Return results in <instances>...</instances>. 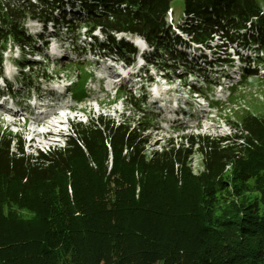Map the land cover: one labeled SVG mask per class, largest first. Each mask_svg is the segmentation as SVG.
Returning <instances> with one entry per match:
<instances>
[{
    "label": "trees",
    "instance_id": "trees-1",
    "mask_svg": "<svg viewBox=\"0 0 264 264\" xmlns=\"http://www.w3.org/2000/svg\"><path fill=\"white\" fill-rule=\"evenodd\" d=\"M176 1L0 0V69L3 52L9 45L37 53L32 49V37L24 29L28 21L44 26L66 23L72 31L84 26L94 44L97 38L93 34L98 31L104 38L97 44L100 51L108 54L118 51L127 57H134L136 48L117 35L138 36L154 51H164L173 57L175 64L176 60L181 61L192 74L200 73L201 69L196 71L184 51L193 45L211 51L216 37L221 39L222 52L224 46L236 43L264 50V0H181L186 23L178 29L187 40L175 35L168 24V13L173 11ZM67 8L80 10L81 14L69 15L71 21H67ZM79 32L78 27L73 31L77 37ZM47 38L37 36L45 46ZM219 62L230 64L226 59ZM24 67L20 65V69ZM246 74L256 76L257 71L247 67ZM194 91L200 93L196 87ZM129 94V104L141 110L144 102ZM71 129L64 146L48 152L38 150L36 155L26 153L21 138L0 131V198L13 191L10 186H15L19 194L49 199L48 187L57 181H71L78 172L77 161H92L98 165L99 174H104L99 160L103 154L104 158H113L114 168L124 165L143 177L163 175L174 186L183 177V188H201V201L190 214L185 207H178L177 221L160 230L142 227L135 224L136 219L127 218L118 227L109 229L100 215H109L110 209L95 208L82 223L75 226L61 223L51 232L47 220L51 221L52 215L43 220L38 214L44 212V205H37L41 207L36 218L14 214V223L9 217L0 220V264H264V200L236 197L229 201L220 197L225 190L235 194V188L231 191L225 188L229 172L237 171L235 176L241 184L252 180L263 184L254 170L243 171L239 167L253 157L262 158L264 115L245 114L233 126L231 135L213 138L189 135L181 144L167 141L150 155L146 125L132 127L127 121L115 123L99 115L86 123H74ZM196 152L203 158V172L199 175H193L189 169V161ZM111 182L116 188L123 187L117 180ZM89 199L95 206L94 199ZM107 204L106 195L97 203L99 208Z\"/></svg>",
    "mask_w": 264,
    "mask_h": 264
},
{
    "label": "rangeland",
    "instance_id": "rangeland-1",
    "mask_svg": "<svg viewBox=\"0 0 264 264\" xmlns=\"http://www.w3.org/2000/svg\"><path fill=\"white\" fill-rule=\"evenodd\" d=\"M70 11L71 9L65 10L67 21H71L69 15L76 16ZM167 20L174 34L187 40V36L178 29L179 25L186 23L181 0L174 3L173 11L168 13ZM77 27L80 31L79 37L73 33ZM77 27L72 31L67 28L66 23L59 26L48 23L44 26L36 21H28L24 29L27 35L32 37V49H36L37 53L32 54L30 48L22 50L11 45L3 52L0 96L10 95V90L13 89L9 87L17 86V83L27 87L25 90L19 89L20 93L15 97L14 103L21 104V108L26 107L28 114L21 112L12 116L0 110V131L5 135L21 138L26 153L30 155L38 154V150L48 152L50 149L64 146L66 137L72 133V124L86 123L90 118L99 115L106 116L115 123L127 121L132 127L146 125L148 155L159 150L169 140L181 144L185 141L184 137L189 135H210L212 138L231 135L233 126L241 122L245 114L264 115V50L251 47L252 56L245 58L250 61L249 66L258 71L256 76L246 74V64L240 67L236 64L230 74L244 69V75L237 79L227 78L229 65L225 68L222 62L216 61L215 64V59H218L216 54L207 64H202L199 59L197 61L200 65L193 64L196 71L201 69V77H198L196 74H190L189 67H184L181 61L176 60L175 64L173 57L167 56L166 52L158 53L149 46L144 51V60L139 58L144 44L138 40V44L142 46L138 50L136 42L132 41L134 38L130 35H117V38L124 37L126 42L136 48L138 53L135 58L127 57L118 51L103 53L97 47V44L104 41L101 33L97 31L93 34L97 38V44H94V39L86 34V27ZM39 35L46 38L52 36L47 38L48 46L37 40ZM220 43L221 39L214 38V45L218 46ZM228 47L229 52H233L237 43ZM177 49L185 50L184 47ZM23 55H26L24 59ZM137 61L142 64V73L137 83L131 87L117 85L116 74H124L123 66L129 68L131 62L135 63L132 69L137 72ZM30 63L37 66L33 67ZM19 64L25 67L20 69ZM195 86L204 101L198 102L194 98ZM130 92L144 102L140 106L141 110L129 104L127 98ZM55 100L61 102H54ZM186 101L194 102L199 106L198 109L193 105H187L185 109ZM201 104H207V107L200 108ZM34 106L38 109L43 107L38 111H45L42 119H33L31 113ZM70 109L73 111L69 116L71 119L66 121L64 115H68L67 111ZM62 112L63 117L59 115ZM261 156L262 158L253 157L247 160L239 169L254 170L262 178L263 184L254 180L241 184L235 176L237 171L229 172L225 178V188L230 191L235 188V194L225 190L224 195L220 197L229 201L235 200L236 197L264 200V152ZM99 160L103 164L104 174H99L98 165L92 161H77L75 165L78 172L71 181H57L48 187L51 194L49 199L37 194L22 195L15 191V186H10L14 187L13 191L5 192L0 198V220L9 217L11 223H14V214L21 218H36V211L41 207L37 205H44V212L38 215L43 220L45 216L52 215L47 224H50L48 227L51 232H55L61 223L74 226L82 223V219L88 218L89 213L97 208L110 209L109 215H100L101 222L109 229L118 227L123 219L127 218L136 219L135 224L142 227L160 230L165 225L177 221L175 212L178 207H185L190 214L201 201V188H183V177H179L178 185L174 186L169 178L163 175L150 174L143 177L137 171L130 172L124 165L118 164L114 168L112 157L104 158L103 154H100ZM189 169L193 175L203 172V158L199 153L196 152L191 157ZM110 180H117L123 187L116 188ZM105 195L109 204L99 208L98 200ZM89 198L94 199L95 206L90 204Z\"/></svg>",
    "mask_w": 264,
    "mask_h": 264
},
{
    "label": "bare ground",
    "instance_id": "bare-ground-1",
    "mask_svg": "<svg viewBox=\"0 0 264 264\" xmlns=\"http://www.w3.org/2000/svg\"><path fill=\"white\" fill-rule=\"evenodd\" d=\"M251 47H254V46H241V45H237V48L238 49H242L243 51L241 52V53H239L238 55L241 57V58H248L249 59V57H251L252 56V52H251ZM212 54V53H211ZM221 56H225L226 55V52L224 51V52H222L221 54H220ZM212 57L211 56H208V55H205V62H204V64H207V62H210V59H211ZM198 59H200V57H198ZM194 61V60H193ZM123 68H124V66H123ZM118 83L120 84V85H122V84H124V82L123 81H118ZM19 88V87H18ZM18 88H16L17 90H18ZM25 88H27V87H23V90H25ZM16 95H17V93H16ZM16 95H12L10 98H9V100H7V99H5V100H3V104H2V108L1 109H6L7 111H10V112H14V113H19L20 112V107L18 106V105H14L13 107H10V104H11V100L16 96ZM4 98H6V96H0V101L2 100V99H4ZM32 102V101H31ZM25 104V102H23V105ZM38 106V105H37ZM22 107V106H21ZM43 109V107H41L40 109H38L36 106H34V108H33V112L31 113L32 114V117H36V118H34V119H36V120H39L40 118L42 119V117L41 116H43L44 117V113H45V111H44V113H39L38 111H40V110H42ZM22 112H24V113H27L28 114V109L25 107L24 109H22L21 110ZM52 114H56V113H54V112H51ZM35 114V115H34ZM41 123V122H40Z\"/></svg>",
    "mask_w": 264,
    "mask_h": 264
},
{
    "label": "clouds",
    "instance_id": "clouds-1",
    "mask_svg": "<svg viewBox=\"0 0 264 264\" xmlns=\"http://www.w3.org/2000/svg\"><path fill=\"white\" fill-rule=\"evenodd\" d=\"M133 38H136V39H139V40H142L143 42H146L144 39H142L141 37H138V36H132ZM146 44V43H145ZM194 46V47H193ZM192 47H193V49H195L196 50V46L195 45H193ZM192 49V48H191ZM191 49H188V50H191ZM214 52H215V54H217L218 56H217V58L219 59V56H221L220 54H221V51H220V49H217V50H214Z\"/></svg>",
    "mask_w": 264,
    "mask_h": 264
}]
</instances>
